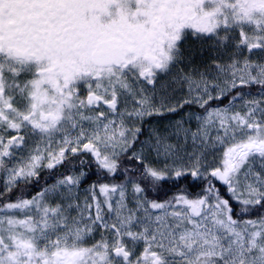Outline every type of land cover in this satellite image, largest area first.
<instances>
[{
  "label": "snow or ice",
  "instance_id": "snow-or-ice-1",
  "mask_svg": "<svg viewBox=\"0 0 264 264\" xmlns=\"http://www.w3.org/2000/svg\"><path fill=\"white\" fill-rule=\"evenodd\" d=\"M0 264H264V0H0Z\"/></svg>",
  "mask_w": 264,
  "mask_h": 264
},
{
  "label": "trees",
  "instance_id": "trees-1",
  "mask_svg": "<svg viewBox=\"0 0 264 264\" xmlns=\"http://www.w3.org/2000/svg\"><path fill=\"white\" fill-rule=\"evenodd\" d=\"M192 191H194V192H195V191H198V189H192Z\"/></svg>",
  "mask_w": 264,
  "mask_h": 264
},
{
  "label": "flooded vegetation",
  "instance_id": "flooded-vegetation-1",
  "mask_svg": "<svg viewBox=\"0 0 264 264\" xmlns=\"http://www.w3.org/2000/svg\"><path fill=\"white\" fill-rule=\"evenodd\" d=\"M189 43H191V42H189Z\"/></svg>",
  "mask_w": 264,
  "mask_h": 264
}]
</instances>
